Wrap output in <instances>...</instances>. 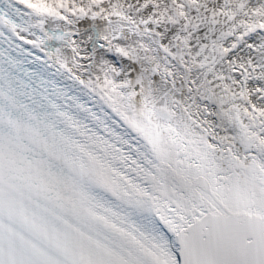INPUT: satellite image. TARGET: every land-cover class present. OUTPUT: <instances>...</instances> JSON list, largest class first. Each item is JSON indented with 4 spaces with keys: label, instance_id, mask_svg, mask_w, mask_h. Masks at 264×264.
Wrapping results in <instances>:
<instances>
[{
    "label": "snow or ice",
    "instance_id": "obj_1",
    "mask_svg": "<svg viewBox=\"0 0 264 264\" xmlns=\"http://www.w3.org/2000/svg\"><path fill=\"white\" fill-rule=\"evenodd\" d=\"M0 264H264V0H0Z\"/></svg>",
    "mask_w": 264,
    "mask_h": 264
}]
</instances>
